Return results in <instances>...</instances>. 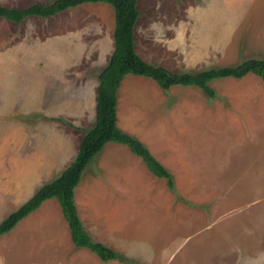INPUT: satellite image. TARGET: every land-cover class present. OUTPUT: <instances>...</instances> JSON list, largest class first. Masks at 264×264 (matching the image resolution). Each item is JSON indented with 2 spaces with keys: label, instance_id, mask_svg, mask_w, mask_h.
Returning a JSON list of instances; mask_svg holds the SVG:
<instances>
[{
  "label": "rangeland",
  "instance_id": "374dc122",
  "mask_svg": "<svg viewBox=\"0 0 264 264\" xmlns=\"http://www.w3.org/2000/svg\"><path fill=\"white\" fill-rule=\"evenodd\" d=\"M52 1L0 0V6L27 9ZM84 6L20 24L0 19V54L20 50L31 62L43 60L41 68L56 65L62 47L79 41L81 28L96 26L95 12L115 15L106 3L100 11ZM139 10L140 49L171 72L199 73L264 59V0H140ZM65 19L74 21L63 24ZM176 21L180 25L174 26ZM132 78L118 92V127L142 141L172 173L176 192L126 146L98 154L76 196L131 195L129 203H106L107 217L81 209L113 238V250L122 257L103 264H264L262 79L215 80L210 86L216 97L209 98L193 86L164 91L149 78ZM32 114L1 113V119L34 120ZM3 122L0 136L14 124ZM22 124L26 131L39 125ZM5 174L8 181L14 178ZM59 176L56 171L40 185ZM31 182L33 192L38 180Z\"/></svg>",
  "mask_w": 264,
  "mask_h": 264
},
{
  "label": "crops",
  "instance_id": "0c3cea01",
  "mask_svg": "<svg viewBox=\"0 0 264 264\" xmlns=\"http://www.w3.org/2000/svg\"><path fill=\"white\" fill-rule=\"evenodd\" d=\"M84 5L88 11L96 9L100 11V8L106 7L105 3ZM139 8L140 0H138V10ZM69 11L66 10L56 16L67 15ZM94 14H97L95 17L98 24L81 28L79 41H73L74 47L70 44L62 47L64 50L58 53L59 61L56 65L41 68L44 65L43 60L31 62L25 52L20 50L0 54V121L3 122L1 113L3 116L24 117L30 113L35 116H32L34 120L24 118L15 122L16 119L10 118L3 122V124H14L9 125L5 134L0 136V224L44 186L40 183L46 177L56 171H60L61 175L74 162L84 137L96 124L99 75L109 64L115 49L112 38H114L116 22L114 25L113 14L98 12ZM74 19H65L62 23H70ZM207 19L205 23L209 25ZM109 20L110 26H107ZM188 24L185 22L182 25L187 27L190 25ZM154 25L153 22L152 26ZM173 25L180 24L176 21ZM134 33L137 54L145 62L163 67L140 49L137 41V25ZM94 40L97 43H93ZM132 77L133 75H128L124 80L135 79ZM35 122L39 125L35 129L30 126L31 131H26L22 124ZM35 134L40 137H33ZM110 143L113 144L107 146V143L102 151L107 149L123 151L122 147L118 146L120 144ZM115 158L119 161L121 156ZM5 173H10L11 176L14 174V178L10 181L6 180ZM28 174H33V177ZM33 179L38 180V184L35 191L31 192L29 187ZM130 196H87L80 199L75 194V203L84 229L95 242L115 250L111 244L113 238L100 228L95 219L83 217L81 209L97 216L107 217L106 210L109 207L105 208L106 203L116 201H120L121 204L129 203ZM115 243L125 249L128 248L127 243L123 241L116 240ZM93 253L88 248L74 244L69 223L59 201L55 198L45 201L40 208L22 219L10 233L0 236V264L105 263Z\"/></svg>",
  "mask_w": 264,
  "mask_h": 264
},
{
  "label": "trees",
  "instance_id": "16d2710c",
  "mask_svg": "<svg viewBox=\"0 0 264 264\" xmlns=\"http://www.w3.org/2000/svg\"><path fill=\"white\" fill-rule=\"evenodd\" d=\"M88 3L111 5L115 11L116 22L115 49L109 64L99 75L96 124L84 137L74 162L56 180L41 187L28 202L4 220L0 224V236L10 233L22 219L40 208L45 201L55 198L69 223L74 244L88 248L106 262L122 257L89 236L75 203V190L80 185L84 172L106 144L114 142L128 147L131 153L143 160L154 176L166 180L168 189L176 192L172 173L142 141L118 127V91L124 78L128 75L149 78L164 91L175 86H193L202 90L209 98H215L216 92L210 86L215 80H240L248 75H255L264 82V59H247L237 66L212 68L199 73H175L164 67L151 65L135 49L134 32L140 18L138 0H54L47 5L37 4L27 9L0 6V19L20 24L28 18L46 19Z\"/></svg>",
  "mask_w": 264,
  "mask_h": 264
}]
</instances>
